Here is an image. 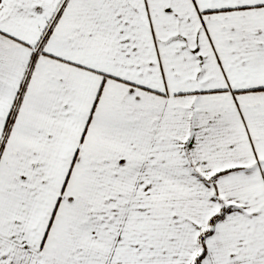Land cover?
Instances as JSON below:
<instances>
[{"label":"snow or ice","instance_id":"obj_1","mask_svg":"<svg viewBox=\"0 0 264 264\" xmlns=\"http://www.w3.org/2000/svg\"><path fill=\"white\" fill-rule=\"evenodd\" d=\"M0 264H264V0H0Z\"/></svg>","mask_w":264,"mask_h":264}]
</instances>
